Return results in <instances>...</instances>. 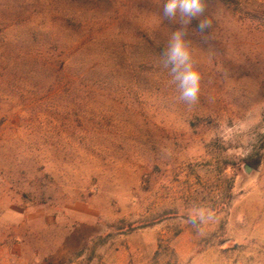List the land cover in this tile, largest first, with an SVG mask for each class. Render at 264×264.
I'll return each instance as SVG.
<instances>
[{
  "label": "rangeland",
  "instance_id": "1",
  "mask_svg": "<svg viewBox=\"0 0 264 264\" xmlns=\"http://www.w3.org/2000/svg\"><path fill=\"white\" fill-rule=\"evenodd\" d=\"M205 3L188 105L163 0H0V264H264V0Z\"/></svg>",
  "mask_w": 264,
  "mask_h": 264
},
{
  "label": "clouds",
  "instance_id": "2",
  "mask_svg": "<svg viewBox=\"0 0 264 264\" xmlns=\"http://www.w3.org/2000/svg\"><path fill=\"white\" fill-rule=\"evenodd\" d=\"M206 8L205 0H163V15L182 26L174 31L161 53V64L168 71L178 92V100L188 105L198 102L201 91V74L196 69L193 54L185 39L184 28L193 18L200 17ZM205 18L199 23L201 32L211 27Z\"/></svg>",
  "mask_w": 264,
  "mask_h": 264
},
{
  "label": "water",
  "instance_id": "3",
  "mask_svg": "<svg viewBox=\"0 0 264 264\" xmlns=\"http://www.w3.org/2000/svg\"><path fill=\"white\" fill-rule=\"evenodd\" d=\"M244 169H245L246 172L249 173L251 170L255 169V167L252 166V165L249 164V163H245V164H244Z\"/></svg>",
  "mask_w": 264,
  "mask_h": 264
},
{
  "label": "trees",
  "instance_id": "4",
  "mask_svg": "<svg viewBox=\"0 0 264 264\" xmlns=\"http://www.w3.org/2000/svg\"><path fill=\"white\" fill-rule=\"evenodd\" d=\"M259 163H260L259 160H255V161H253V165L256 166V167H258Z\"/></svg>",
  "mask_w": 264,
  "mask_h": 264
}]
</instances>
